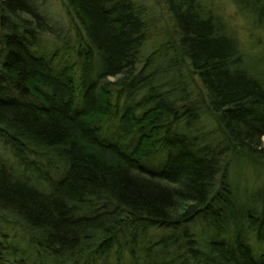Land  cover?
I'll return each mask as SVG.
<instances>
[{"label":"trees","instance_id":"1","mask_svg":"<svg viewBox=\"0 0 264 264\" xmlns=\"http://www.w3.org/2000/svg\"><path fill=\"white\" fill-rule=\"evenodd\" d=\"M61 2L75 40L0 0V264H264V48L207 0Z\"/></svg>","mask_w":264,"mask_h":264},{"label":"rangeland","instance_id":"2","mask_svg":"<svg viewBox=\"0 0 264 264\" xmlns=\"http://www.w3.org/2000/svg\"><path fill=\"white\" fill-rule=\"evenodd\" d=\"M51 1L50 13L53 17L51 25L54 22V32H50L53 36H57L59 32L61 39L69 38L75 40L74 32H69L72 27L66 14V10L62 5L61 0H49ZM136 3L143 4L146 8H149V15H153V12L159 15L161 13L162 4L161 0H134ZM207 4L213 8V11L223 20L231 35L237 41L239 48L246 57H256L260 54L264 48V32L253 28L246 15L241 14L237 7L233 4L232 0H207ZM50 28V27H49ZM52 28V27H51ZM58 28V29H57ZM164 37H158V35L151 36L145 44L144 54L150 52L152 48H156ZM45 41V39H44ZM264 140V139H263ZM249 168V174L247 175V181L249 186L258 187L264 183V168H259L255 173ZM251 171V172H250Z\"/></svg>","mask_w":264,"mask_h":264},{"label":"bare ground","instance_id":"3","mask_svg":"<svg viewBox=\"0 0 264 264\" xmlns=\"http://www.w3.org/2000/svg\"><path fill=\"white\" fill-rule=\"evenodd\" d=\"M0 152L1 153H3V154H8L9 153V151L8 150H6V149H4V150H2V149H0ZM7 163L9 164V162L7 161ZM264 183V182H263ZM192 228H193V230L194 231H199V229H198V225L196 224V225H193L192 226ZM156 230V233H154V234H157V236H161V234H163L165 231L164 230H157V229H155ZM159 234V235H158ZM201 241V240H200Z\"/></svg>","mask_w":264,"mask_h":264}]
</instances>
